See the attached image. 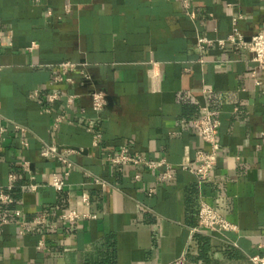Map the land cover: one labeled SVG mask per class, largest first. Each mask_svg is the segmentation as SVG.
Returning a JSON list of instances; mask_svg holds the SVG:
<instances>
[{
    "label": "crops",
    "instance_id": "crops-1",
    "mask_svg": "<svg viewBox=\"0 0 264 264\" xmlns=\"http://www.w3.org/2000/svg\"><path fill=\"white\" fill-rule=\"evenodd\" d=\"M235 29L264 31V0H0V193L12 200L0 202V264H252L264 244V72L217 45ZM200 37L215 43L200 50ZM62 63L74 68L58 82ZM203 108L217 113L220 148L199 184L181 166L208 149L191 126ZM125 146L165 159L173 178L108 164ZM201 201L237 231H194ZM72 210L96 219L63 222ZM42 215L45 229L19 235Z\"/></svg>",
    "mask_w": 264,
    "mask_h": 264
},
{
    "label": "built area",
    "instance_id": "built-area-1",
    "mask_svg": "<svg viewBox=\"0 0 264 264\" xmlns=\"http://www.w3.org/2000/svg\"><path fill=\"white\" fill-rule=\"evenodd\" d=\"M185 7H187V0H183ZM215 43L207 38L200 37L197 39V46L200 50L204 49L206 45H212ZM220 48H224L226 43L231 44L236 50L248 51L252 54V61L254 62L256 69L264 72V31H259L254 34L250 39H245L244 36L234 30L225 40H219L216 42ZM37 47L36 44H32L30 51ZM74 68L71 63H62L58 66L61 75L57 76V81L61 82L64 80V76L67 74L68 70ZM256 76V72H253V77ZM57 99L56 94H51L48 97L50 103H53ZM71 98L69 99V104H71ZM92 109L95 113H101L106 107V95L101 91H95L91 95ZM48 112V110H46ZM64 116H58L55 120V126L61 123ZM191 126L194 133L198 139L207 146V150H198L194 154L193 160L183 166L181 169L192 174L199 184L204 183L211 173L213 172L215 166L217 165L219 159V143L217 142V135L220 128V121L217 117V113L209 108H203L201 110V115L199 118L191 122ZM20 129L19 126L16 127ZM3 133V130H1ZM43 158H59L63 163L67 165L68 168L72 167V164L62 156L58 154L56 147H46L41 153ZM106 161L111 166H122L129 167L134 170H148L157 172L156 177L157 184L165 183L173 178L174 168L165 159L154 160L146 156L132 154L128 147H122L118 153L107 154ZM23 169L25 172L30 173L29 164L27 162L23 163ZM33 180L32 177H30ZM136 180L140 179V175L136 174L134 176ZM15 176H10V182L15 181ZM96 183H101L99 180H95ZM52 188L55 190H62L64 187V182L59 178L54 177L51 183ZM12 186H8L10 189ZM29 188L36 190L34 184H30ZM154 189L149 190V194L154 193ZM1 203H11L12 200L5 194L0 193ZM83 202L85 204L89 203V197L87 195L83 196ZM14 214L20 216V211L15 210ZM198 229L194 231H205V232H221V233H231L237 231V226L229 222L224 218L218 211H216L212 206H210L205 201H201L198 209ZM60 219L65 223H75L79 220L85 219H96L95 215L81 214L74 210L61 214ZM1 223H7V219L2 217L0 219ZM47 226V220L44 215L38 216L31 222L20 220L18 222V233L20 236H24L35 231H40L45 229ZM43 246V243H40ZM260 254L249 257V261L252 264H264V244L259 246ZM171 264H183V260L179 259Z\"/></svg>",
    "mask_w": 264,
    "mask_h": 264
}]
</instances>
